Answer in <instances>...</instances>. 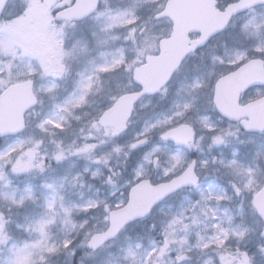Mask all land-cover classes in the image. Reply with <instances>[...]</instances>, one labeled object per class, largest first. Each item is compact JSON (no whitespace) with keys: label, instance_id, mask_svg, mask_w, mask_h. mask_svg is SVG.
<instances>
[{"label":"clouds","instance_id":"1","mask_svg":"<svg viewBox=\"0 0 264 264\" xmlns=\"http://www.w3.org/2000/svg\"><path fill=\"white\" fill-rule=\"evenodd\" d=\"M239 3L240 0H231L223 9H218L222 13L218 29L190 36L184 54L155 85L140 84L125 70L126 65L131 67L135 63L137 56L142 58L152 51L142 45L148 34L140 27L139 19L124 28L127 33L124 39L129 41L124 63L108 74L93 72L91 79L85 78L84 72L79 70L76 54L79 38L73 40L72 45L65 40L60 62L54 69L14 63V53L7 44L0 46V84L7 87L20 79L25 80L30 89L29 109L22 119L11 128L0 126V135L5 137V144L0 146V177H5V183H9L16 173L43 172L54 160L60 162L77 156L95 165L91 176L98 178L102 185L99 195L68 203L59 211L60 222L68 226L61 238L49 239L43 235L45 220L41 217L50 215L44 211L50 202L42 204L41 213L28 223H19L14 218L10 209L17 201L0 207V260L3 264H52L51 257L58 253H64L71 264L77 250L80 255L75 264H165L161 257L174 242L178 261L185 250L179 247L183 240L175 241L173 232L174 226L186 227L185 212L192 213V222L198 218L208 222L210 234L206 241H198V244L201 247L207 244L213 264H249L250 256L239 247H233V240L243 237L245 230H234V226L225 225L221 220L213 223L212 218L221 200L231 201L238 214L255 217L259 235L264 237V208H258L254 202L256 193L264 198V157L250 154L247 159L228 160L214 177L220 184L209 191L204 187L209 162L192 157L187 151L201 149L205 141H210V148L240 132L238 122L233 125L228 121L229 128L222 127L223 113L213 119L214 107H201L205 87L212 82L208 73L219 78L235 60V54L221 52L208 56V67L203 74L184 82L183 94L173 92L169 96L167 83L173 73L181 71L189 56H197L204 62V52L197 54L196 50L208 46L213 36L234 27L233 9ZM90 7L93 17L109 11L106 0H92ZM64 23L59 13L52 17L56 33L62 34ZM257 48L264 56V42L258 45L253 42L251 52L245 50L239 54L249 57ZM115 76L122 78L119 87L105 83L108 77ZM69 79L74 82L71 88L66 87ZM114 109L120 113L115 124L109 122ZM51 111H58L59 115L51 117ZM53 118L59 127L50 122ZM176 128L186 134L183 139L173 133ZM170 141H176V145ZM144 145L147 147L129 170L133 150ZM71 182L75 183V177ZM137 186L147 188L150 198L138 211L127 212L124 190ZM178 194L179 203L158 208L157 219L149 220L146 230L150 233L158 227L164 243L155 249L143 247L140 243L143 234L133 236L128 231L129 226L137 220L148 219L158 202ZM117 214L119 219H115ZM22 232H27V236ZM167 264L175 262L168 260Z\"/></svg>","mask_w":264,"mask_h":264},{"label":"rangeland","instance_id":"2","mask_svg":"<svg viewBox=\"0 0 264 264\" xmlns=\"http://www.w3.org/2000/svg\"><path fill=\"white\" fill-rule=\"evenodd\" d=\"M163 0H132L124 5L122 9L105 13L103 16H97L96 29L93 37L92 45H84L79 40H76L78 49L77 56L79 59V70L83 71L85 78L91 79L92 73L103 75L113 71V69L124 63L123 57L128 55L129 41L124 37L127 33L124 31L126 24H132L136 20L133 14L136 12L140 4H149V8L156 6L152 11L159 9V3ZM70 0H64L62 4L69 3ZM107 2V0H106ZM49 11L42 3V0H12L7 8L4 18L0 22V46L7 44L12 53H14V63L26 64L35 66L36 68L54 69L60 62L63 50L58 49L57 43L62 41V34L56 33L53 30L52 22L48 26ZM243 21L241 34L239 28L236 31L234 28H229L222 35L216 37L214 42L210 44V48L205 54V60L202 63L197 56H191L185 73L171 85L168 95L173 92L183 94L185 92L186 80L194 76L203 74L207 65V57L223 52L225 55L235 54V60L228 65L225 73L232 70L235 65L240 64L251 57H264L259 54V48L256 52H252L251 56L246 57L239 53L247 50L251 52L253 42L257 45L264 42V6L253 10ZM107 25H111L108 27ZM150 33L146 36L148 39L142 42L145 49H151L153 42L156 41L159 35H165L167 26L164 22L151 23ZM121 30V31H120ZM120 31L123 39L113 36V33ZM124 31V32H123ZM167 32V33H166ZM237 35L241 37H237ZM73 43V40H72ZM69 44V45H72ZM122 43V46L114 44ZM127 43V45H126ZM155 43V44H156ZM215 47H211V45ZM114 45V46H113ZM142 58L137 56L135 63L125 70L132 72V69L138 66ZM208 76L212 78V82L207 84L202 94L201 107H213L211 101L212 89L211 86L215 77L211 72ZM53 79H57L52 77ZM24 80L18 79L15 83ZM57 82H60L57 80ZM122 78L119 76L108 77L105 81L111 87H119ZM73 81L69 79L66 82V87L71 88ZM3 84H0V93L4 90ZM60 91V90H58ZM264 95V87H256L247 91L243 95V101L253 100ZM163 107V106H162ZM59 115L58 111H51V117ZM211 116L215 119L219 114L211 112ZM59 127L57 121L53 118L50 121ZM235 125V123H232ZM222 127L229 128L227 120H223ZM231 130V129H230ZM210 141L202 142L201 149H187L190 155L193 152L195 157L209 162V170L206 174V183L204 187L209 191H213L220 181L214 177L219 175L217 172L224 167L228 160L232 159H247L248 155L255 154L257 158L264 157V132L246 133L240 129L236 136H228L218 144H212L209 148ZM5 144V138L0 139V146ZM175 146L176 144H172ZM147 146H141L134 149L131 158L137 160L140 154ZM130 159L128 169L130 170L136 161ZM88 168V171L84 169ZM95 169V165L83 159L82 157L72 156L61 160L60 162L52 161L50 168L43 172L36 170L22 171L14 174L9 183H5V177H0V207L6 206L10 201L18 203L10 210L13 212L14 218L19 223H28L32 221L37 214L41 213V205L45 202H50V205L44 209L46 215L41 217L45 220L43 235L49 239L61 238L64 234L66 224H62L59 220V211L63 210L68 203H74L79 200L94 198L99 195L98 189H102L100 181L96 177L91 176V172ZM79 173V175H77ZM128 175V172L125 173ZM75 177V183L72 179ZM125 197L127 189L124 190ZM192 199L195 197L192 196ZM181 199L178 194L163 203H161L152 213L150 220L157 219V209L170 205H177ZM185 226H174V240H183L179 247L185 250L182 258L176 261L177 244L174 242L169 246V250L162 255V259L167 264L168 260H173L175 264H213L211 253L205 243L203 247L198 244V241H206L210 231L207 227V221L197 219L192 222V213L185 212ZM221 220L225 225L234 226L235 229L245 230V235L239 240H233V247H239L250 256L249 264H264V251H261V246L264 245V237L259 235V226L256 223L255 217L236 212L235 205L228 200H221L216 209V216L212 218V222ZM149 221L129 226V233L133 236L143 234L144 239L140 241L143 247L147 249H155L162 246L164 238L160 234L157 227L156 233L151 231L148 233ZM27 236V232H22ZM36 235V233H33ZM80 255L79 250L71 257V264L75 262L76 257ZM52 264H69V258L64 253H58L51 257ZM0 264L3 261L0 260Z\"/></svg>","mask_w":264,"mask_h":264},{"label":"water","instance_id":"3","mask_svg":"<svg viewBox=\"0 0 264 264\" xmlns=\"http://www.w3.org/2000/svg\"><path fill=\"white\" fill-rule=\"evenodd\" d=\"M83 1V3H81ZM8 0H0V16ZM52 4L54 0H49ZM89 3V4H88ZM92 0H77V3L70 9L60 13L62 17L69 19L77 18V10L88 4V10L92 8ZM259 4L264 0H240L238 7L233 9V14L244 11ZM213 0H168L162 16L170 17L173 22V34L170 38L162 41V53L158 57H148L147 63L134 71V77L140 84L155 85L164 78L172 65L184 54L187 42L183 40L184 34L188 31L200 33L212 32L218 29L222 23L220 13L214 16ZM264 62L260 59H253L238 68L233 73L220 79L215 86L214 103L218 112L231 120L243 121V128L247 131H264V97L248 103L244 106L238 105L240 94L251 85L264 84ZM30 89L26 81L10 84L0 94V126L14 127L29 109ZM120 118L118 109H114L110 116V123H117ZM179 139L185 137L182 129L172 130ZM4 137L0 135V138ZM150 191L143 187H133L128 194L127 212L138 211L144 202L150 198ZM161 202V201H160ZM158 202V204L160 203ZM254 202L258 208H264V198L261 193L255 195ZM157 204V205H158ZM117 214L115 219H119Z\"/></svg>","mask_w":264,"mask_h":264},{"label":"flooded vegetation","instance_id":"4","mask_svg":"<svg viewBox=\"0 0 264 264\" xmlns=\"http://www.w3.org/2000/svg\"><path fill=\"white\" fill-rule=\"evenodd\" d=\"M75 0H70L69 3L67 4H62L61 6H59L62 2H64V0H55L54 4L51 7L47 6V0H42V3L46 6L47 10L50 12L49 16H48V28H49V23L52 22V17L56 16V13L59 12L60 10H64L68 7H70ZM148 1V0H146ZM166 2V1H165ZM164 0L159 3V9L157 11H152L156 6H151L149 8V4H140L136 10L135 13V19H139V21H141L140 27L144 29V31L149 34L150 30L152 28L151 23H157V22H164V24L167 26V32L169 30V32L165 35H159L157 38V43L156 41L153 42L152 48L149 54H157L160 51V40L163 38L168 37L171 34V30H172V21L169 18L163 17V18H159L156 19V16L159 14L160 11H162V9L164 8V4H165ZM231 2V0H216V9H223L227 4H229ZM127 3L126 0H107L106 2V6L109 9L108 12H114L117 10H121L122 7ZM87 5L84 6L83 9L80 8V15L78 17V19H76L75 21H71L68 19H64L65 23H64V27L62 29V41H59V43H57V48L63 50L62 45L65 43V40L67 41L68 44L72 43V40H76V38H79L78 40L83 43L84 45H92L93 43V37L94 35H96L95 33V29H96V21H97V16L93 17L91 15L92 11H87ZM107 12V13H108ZM247 13V12H246ZM245 14V13H244ZM243 15V14H240ZM237 16L233 17V19H235ZM232 19V20H233ZM143 34V33H141ZM194 35L193 33H189L188 35H186V37L189 39L190 36ZM217 37V36H216ZM212 38V41L209 42L210 44L214 42V39L216 38ZM148 39L147 37H145L144 40ZM156 43V44H155ZM206 47V46H205ZM204 47V48H205ZM197 49V54H199L200 52H204L205 54V49ZM147 56V55H146ZM142 57V62L144 61L145 57ZM191 56H189L188 58H190ZM187 58V59H188ZM141 62V63H142Z\"/></svg>","mask_w":264,"mask_h":264},{"label":"bare ground","instance_id":"5","mask_svg":"<svg viewBox=\"0 0 264 264\" xmlns=\"http://www.w3.org/2000/svg\"><path fill=\"white\" fill-rule=\"evenodd\" d=\"M218 144V143H217Z\"/></svg>","mask_w":264,"mask_h":264},{"label":"snow or ice","instance_id":"6","mask_svg":"<svg viewBox=\"0 0 264 264\" xmlns=\"http://www.w3.org/2000/svg\"><path fill=\"white\" fill-rule=\"evenodd\" d=\"M179 138V137H178Z\"/></svg>","mask_w":264,"mask_h":264}]
</instances>
